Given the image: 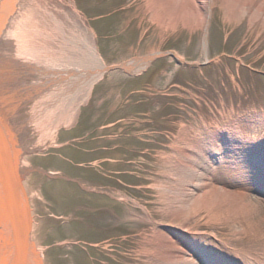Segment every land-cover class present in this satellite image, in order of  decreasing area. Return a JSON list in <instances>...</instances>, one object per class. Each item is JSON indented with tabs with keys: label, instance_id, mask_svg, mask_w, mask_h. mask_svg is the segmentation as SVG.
I'll use <instances>...</instances> for the list:
<instances>
[{
	"label": "rangeland",
	"instance_id": "rangeland-1",
	"mask_svg": "<svg viewBox=\"0 0 264 264\" xmlns=\"http://www.w3.org/2000/svg\"><path fill=\"white\" fill-rule=\"evenodd\" d=\"M191 3L20 1L25 31L15 49H34L41 66L68 68L70 54L88 43L105 66L93 86L67 85L64 103H40L48 121L28 125L30 105L21 108L24 135H34L25 138V183L43 264H173L164 245L181 244L184 234L189 245L198 235L200 247L264 258V197L248 186L255 170L245 162L264 154V25L228 22L213 0L204 55V23ZM36 12L47 29L37 26L43 34L33 40L27 14ZM72 19L86 43L62 49L71 35L78 40ZM151 55L143 71L123 68ZM212 145L224 158L211 159L216 168L205 178L192 167L209 168L199 150ZM197 179L230 189L232 201L213 192L195 202Z\"/></svg>",
	"mask_w": 264,
	"mask_h": 264
},
{
	"label": "bare ground",
	"instance_id": "bare-ground-1",
	"mask_svg": "<svg viewBox=\"0 0 264 264\" xmlns=\"http://www.w3.org/2000/svg\"><path fill=\"white\" fill-rule=\"evenodd\" d=\"M20 1L0 0V264H43L40 248H37L34 239V208L30 204L25 183L30 166L28 157L25 156V149L28 147L25 138L27 136L32 138L34 135L27 134L25 137L27 124L20 123L21 108L27 104L30 105V122L28 121V125L34 124V119H36L35 123L44 122L45 119L48 121L49 116L47 114L49 113L44 114L41 110L36 111L37 107L40 108V103L48 108L52 107V100H55V106L60 102L64 103L71 91L67 85L69 88L70 85L77 86V90L93 86L96 80L102 76L105 66H103L97 52L88 43L85 44L84 49H76V53L70 54V60L68 59L67 62L71 67L68 68L65 67L67 66L65 61L50 66L49 62L45 60L46 66H41L42 60L34 57V49L31 48V50L22 53L15 49V40L18 38L22 27L21 21H19ZM187 1L192 2L196 17L200 21L203 20L205 30L203 50L205 51L204 55H207V35L212 18L213 0ZM28 3L30 4L29 1H25L26 5H29ZM219 4L221 9L230 13L224 16L228 22H238L245 19L249 24L264 25V0H219ZM27 15L28 22L31 24V31H29L31 39L34 40V37L37 36L41 37L43 33L37 30V26L47 29L46 21L38 19L42 14L36 12L35 16L34 14L31 16L30 13ZM50 15L49 13L46 17ZM41 17L44 18L45 16ZM34 21H37L35 22V24L37 23L35 31ZM70 21L72 25L70 32L72 29L77 31L78 40L70 38L73 37L71 35L63 41L62 49L69 47L72 50V45L80 48V41L86 43L85 38L87 37L77 20L72 19ZM59 25L57 28L63 33L65 28L63 25L62 27ZM64 25L67 24L64 22ZM22 31H25L23 27ZM166 54L159 53V57ZM155 55L136 58L123 68L129 71H143L153 61ZM88 61L92 67L90 65L85 66ZM37 62L39 63L37 64ZM57 90L59 97H57ZM49 129L52 131V127ZM199 151L201 154L199 155L208 160L209 168L201 161L192 168L195 171L201 169L203 175L206 176L205 178H209L210 171L216 168L210 163L211 159L223 162L224 157H222L220 149L213 145L203 147ZM256 154L257 156L249 155L250 157L245 161L255 170L248 186L253 192L256 190L264 197V161L260 159L264 158V154L263 152ZM190 191L196 196L194 201L200 203H204L207 195L213 192L217 200H228L230 203L232 201L230 198L233 197L230 189L218 187L212 182L199 179L192 183ZM237 194L241 195L242 193L238 191ZM178 235L177 239L179 238ZM184 235L187 239L188 234ZM194 237L196 239L194 241L198 243L200 238L198 235ZM180 238L181 244L175 243L173 238H168V245H164L166 258L171 260L173 264H264V258L258 257L257 254L251 261L242 260V257L237 255L238 252L236 255L230 256V252H225L221 248L215 250L205 246L200 247L197 243L193 246L187 244L183 237ZM191 238L193 240V234ZM245 250L247 255L251 254L252 249L246 248Z\"/></svg>",
	"mask_w": 264,
	"mask_h": 264
}]
</instances>
